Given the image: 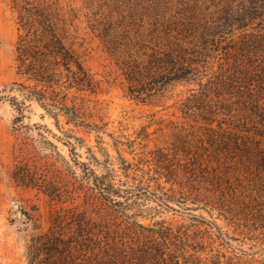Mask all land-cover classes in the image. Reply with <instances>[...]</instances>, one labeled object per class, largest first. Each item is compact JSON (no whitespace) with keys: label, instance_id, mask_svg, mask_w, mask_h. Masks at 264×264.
<instances>
[{"label":"rangeland","instance_id":"rangeland-1","mask_svg":"<svg viewBox=\"0 0 264 264\" xmlns=\"http://www.w3.org/2000/svg\"><path fill=\"white\" fill-rule=\"evenodd\" d=\"M60 1L79 12V41L95 85L69 92L68 104L77 110L74 120L50 114L35 100L25 101L24 116L15 119L19 113L13 103L0 101V264L27 263L31 239L47 231L55 209L99 205L100 198L91 191L93 178L109 172L113 178L107 182L137 194L116 198L122 205L111 210L118 221L145 226L164 221L175 229H200L204 240L199 244L209 255L220 250L241 260L263 259L264 136L258 133L264 131V117L258 115H264V103L245 111L231 106L232 111L214 91L204 103L197 102L200 84L210 78L216 82L227 69L228 41L239 43L243 32L220 37L221 50L206 43L208 56L199 76L151 90L145 87L151 74L129 81L104 41L109 29L125 38L147 36V41L136 40L142 46L133 51L137 59L143 58L152 51V32L176 28L187 17L195 18L189 22L197 26L236 0ZM256 31L249 28L246 33ZM16 38L14 1L0 0V85L18 79ZM131 88L142 93L132 94ZM10 95L23 98L19 90ZM185 133L189 145L184 144ZM237 137L242 151L235 149ZM158 148L181 161L172 166L180 167L177 179L164 167L142 162ZM160 167L163 174L156 173ZM17 170L29 176L17 179ZM187 183L193 187L184 198L178 195V200L156 206L152 195L157 188L161 192ZM50 185L66 192L64 201L48 194Z\"/></svg>","mask_w":264,"mask_h":264},{"label":"trees","instance_id":"trees-1","mask_svg":"<svg viewBox=\"0 0 264 264\" xmlns=\"http://www.w3.org/2000/svg\"><path fill=\"white\" fill-rule=\"evenodd\" d=\"M13 1L18 79L0 85V101L9 99L13 103L19 113L15 119L24 116L25 101L35 100L50 114H63L68 120H74L77 110L68 104L69 92L92 89L95 85L84 63L82 41H79V12L71 5H63L60 0ZM187 18L176 28L167 26L161 33L158 30L149 34L152 46L148 47L152 51L144 53L143 58L137 59L133 51L136 46H142L136 40L147 41V36L145 39L140 34L139 39L133 35L125 38L109 29L105 45L117 58L129 81H138L146 72L151 74V80L145 82V87L151 86V90L157 85L199 76L208 56L209 47L205 44H216V50H221L224 47L220 37L226 33L234 37L242 31L243 38L239 43L228 41L225 48L229 55L227 69L221 70L216 82L210 78L200 84L201 94L197 102L204 103L214 91L231 110L260 107L264 103V0H236L217 13L205 16L197 26L189 22L195 18ZM89 21L91 28L97 30ZM249 28L257 31L248 35ZM123 38L124 42H120ZM14 90H19L23 98L10 95ZM134 90L131 88L130 92L134 94L137 91ZM258 116L264 117L262 114ZM258 134L264 136V131ZM186 135L184 144L189 145ZM235 139V149L242 151L243 146L238 143L240 138ZM150 153L147 158H142L143 163L164 167L172 180L179 177L180 167L172 166L181 163L180 160L169 159L164 148ZM123 162L125 165L126 161ZM161 167L156 169L157 174L164 173ZM14 175L17 179H24L29 172L17 170ZM112 176L109 172L93 178L91 191L100 198L99 205L89 204L83 209L61 206L53 211L51 226L31 239L26 264H264V258L241 260L240 256H230L220 250L209 255L199 244L204 240L200 229L186 226L175 229L164 221L149 226L136 221H118L111 210L122 205L116 198L129 199L135 193L107 182ZM51 186L45 189L48 194L57 201H64L66 192ZM192 187V183L179 184L178 188H168L166 191L169 192H160L157 188L159 193L156 190L152 196L156 206H163L168 199L178 200V195L184 198Z\"/></svg>","mask_w":264,"mask_h":264},{"label":"water","instance_id":"water-1","mask_svg":"<svg viewBox=\"0 0 264 264\" xmlns=\"http://www.w3.org/2000/svg\"><path fill=\"white\" fill-rule=\"evenodd\" d=\"M15 207H18V205H17V204H15Z\"/></svg>","mask_w":264,"mask_h":264}]
</instances>
